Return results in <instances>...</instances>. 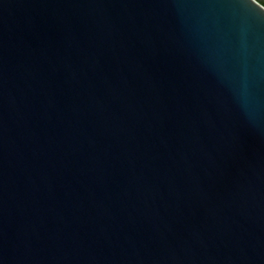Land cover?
Segmentation results:
<instances>
[{
	"label": "water",
	"instance_id": "1",
	"mask_svg": "<svg viewBox=\"0 0 264 264\" xmlns=\"http://www.w3.org/2000/svg\"><path fill=\"white\" fill-rule=\"evenodd\" d=\"M0 264H264V0H0Z\"/></svg>",
	"mask_w": 264,
	"mask_h": 264
}]
</instances>
